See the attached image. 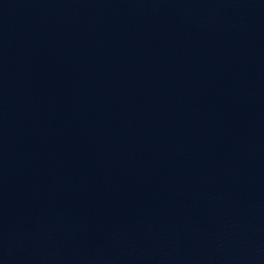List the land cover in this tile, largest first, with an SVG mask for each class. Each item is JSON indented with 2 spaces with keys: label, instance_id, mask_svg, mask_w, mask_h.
Here are the masks:
<instances>
[{
  "label": "water",
  "instance_id": "water-1",
  "mask_svg": "<svg viewBox=\"0 0 264 264\" xmlns=\"http://www.w3.org/2000/svg\"><path fill=\"white\" fill-rule=\"evenodd\" d=\"M0 264H264V0H0Z\"/></svg>",
  "mask_w": 264,
  "mask_h": 264
}]
</instances>
